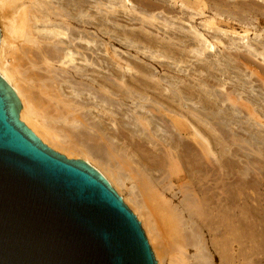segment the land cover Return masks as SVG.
<instances>
[{
    "label": "bare ground",
    "instance_id": "bare-ground-1",
    "mask_svg": "<svg viewBox=\"0 0 264 264\" xmlns=\"http://www.w3.org/2000/svg\"><path fill=\"white\" fill-rule=\"evenodd\" d=\"M224 1L0 0V77L20 104L19 119L49 148L65 154L68 158L78 156L93 166L116 192L126 188V196L122 194L120 196L140 219L145 230L143 232L146 233L144 235L146 239L148 237L147 241L153 242L152 248L158 263L153 252L152 254L157 264H161L164 250L169 246L176 250L181 264H237L236 259L242 250L238 249L239 252L235 253V250L225 243L227 241L230 244L229 240L236 239L235 242L238 244L240 238L237 236L240 235L241 228L244 230V223L247 226L241 217L243 208L239 196L243 192H240L238 160L225 158L220 146L222 139L218 141V147L210 144L214 157L210 156L208 116L189 104L191 97L188 96V92L170 90L169 93L152 91L151 95L148 94L151 96L152 106L147 112L154 115L152 112L154 110L165 117H157L162 123L165 121L163 126L166 124L164 130L168 134L164 139L158 135L159 138L154 136L153 133L150 134L156 138L147 140L135 136L133 132L128 134L123 125L114 120L110 105L122 106L130 101L134 105L136 103L137 107L141 104L137 102L142 100V95H146L148 91L144 89L142 91L140 88L142 80L128 77L127 71L131 69L129 61L114 49L113 43L109 41V31L98 27L96 22L98 18L95 16L97 12L94 10L121 12L119 15L121 18L131 10L137 11L138 19L142 20L143 17H153L150 12L158 10L154 15L162 19L159 22L162 26L167 27V22H173L175 19L178 23L191 22L195 15L204 14V6H210L214 10V16L204 19L202 24L205 27L204 32H211L210 36L220 43L223 37L217 36L219 33L235 34L241 40L246 37V41L240 40L241 44L234 43L238 39L232 37L234 45L244 47L242 52L240 50L238 54L236 53V57L241 59L238 62L249 68L251 73L264 75V65L254 62V58L259 56L264 62V39L250 41L248 29L242 34L220 29L218 25L222 22L216 19L224 13L232 15L231 12L234 10L248 13L263 10L264 15V5H261L263 3L241 0V3L235 4L236 6L232 3L233 6H228ZM177 3L182 7L181 10H177L180 8L178 6L177 9L174 7ZM83 12L89 18L87 21L79 20ZM106 19L107 17L103 21ZM191 27L189 36L193 40L196 39L193 44L201 42L200 51L212 48L213 43L206 42L208 40L206 34L195 29L193 25ZM97 31L107 35L108 39L103 42L101 56L97 54L98 47L93 43ZM135 36L138 37L136 34ZM232 65L239 67L237 64ZM35 69H43L47 78L41 79L40 75L35 73ZM73 81L83 87L72 85ZM64 82L65 84H61ZM79 89L92 91L95 95H92L93 99L96 97L95 102L90 103L85 97L79 96L81 93ZM247 103L248 108L256 109L253 107L254 103L251 101ZM258 114L252 113V118L262 121L263 115ZM150 119L143 116L139 121L145 126L152 124L150 130L156 132L155 122ZM148 143H151V146H147ZM179 181L181 182L175 185V182ZM245 182L243 183L246 185L250 183ZM250 184L253 186L254 183ZM253 210L246 211V214L249 212L253 223L256 225L263 222L264 219L261 221L262 216L259 215V213L262 215V211L258 213ZM230 235L234 237L230 239ZM190 250H194V260L191 262L188 259ZM215 254L218 263L214 261ZM176 258L172 260L175 261Z\"/></svg>",
    "mask_w": 264,
    "mask_h": 264
},
{
    "label": "rangeland",
    "instance_id": "rangeland-1",
    "mask_svg": "<svg viewBox=\"0 0 264 264\" xmlns=\"http://www.w3.org/2000/svg\"><path fill=\"white\" fill-rule=\"evenodd\" d=\"M225 1L227 4L225 3ZM225 1H224L225 5L231 6L232 4L237 5L238 3L244 2L245 0H242V1L241 0H225ZM252 1L254 2L257 1L258 4L263 3L261 5L262 6L264 5L263 0H259V1L252 0ZM177 6L180 7L178 3L174 5L176 9L178 8ZM203 8L205 9L204 14L197 15V16L195 15V18L191 22L184 21V23L183 22L178 23L176 19L173 22L166 20V21H169L167 22L168 24L170 23L169 25L166 24L167 27L162 26L161 23H159L161 22L162 19L154 15V13L158 12V10H155L152 12L148 11L152 13L153 17L148 18V17L142 16L143 19L146 21L142 20V18L138 19L139 14H136L137 11L133 12L131 10L130 12L124 15L125 16L124 18L123 17L121 18L119 17L121 12H115V11L110 12L108 10H99V11L94 10V12H97L96 14L95 13L94 14L98 18L96 20V22L99 25L98 27L100 29L104 28L109 31V35L111 37V38L109 37V41L113 43L114 49L122 53V55H124V58L127 61H129L128 62L129 67L131 69L128 70L129 72L127 71L128 77H130L131 79L135 77L134 79H137L138 81L142 80L140 88L142 89V91L144 90L148 91L146 92V95H142V100L137 99V101L139 100L137 104L141 103V104H138L137 107H135L136 103L134 105V103H131L130 101H128L125 105H122V106L115 104V106L110 105V107L113 110L112 115L114 116L113 117L114 120L116 122H120L123 125L122 127H124V130L128 132V134L130 132H133L135 136H140L141 138L145 140L150 139V138H156L158 136L164 139L165 135L168 134V132L164 130L165 129L164 127L166 126V124L165 126H163L165 121L162 123V121L157 117L159 116L162 118H165V117H163L160 113L155 112L154 110L152 111L153 113H155L154 115H152V113H150L149 111L147 112V109L150 106H152V101H150L151 92L152 91L153 92L163 91L165 93L167 91L169 93L170 90L171 91L174 90L177 92L178 91L188 92L189 94L188 96L191 97L189 104H191V106L194 109L201 111L202 113L208 116V121L210 122L208 138L211 137L208 140L210 141L208 146L210 147V144L211 145L214 144L213 146L218 147L217 143L218 141H220V139H222L220 146L222 148V153L225 156V158L232 159V160H234L235 158L236 161L238 160L237 161V165L239 166L238 171H240L238 172V176L241 182L240 192L241 191L243 192V193L241 192L242 194L240 193L241 195L239 196L240 204L243 208L241 211L242 212L241 217L244 218L245 221H242V222H246L247 226L244 223V227H243L244 230L241 228L239 232L240 235L237 236L238 238H240L238 239L239 241L238 244L235 242L236 239L235 240L231 239L234 237L233 235H230L231 240L228 239L229 236L227 237V240H229V243L230 242L231 243L228 244V242L226 241L225 244L228 245L229 248L231 247L232 249H234L235 253L236 251H238V249L239 251L242 250L241 252L238 251L239 258L237 257L236 259L238 261V262L236 261L237 264H251L252 262L255 264H264V221L260 223H257L258 222L257 221L256 222L257 224L255 225V223H253V220L250 219L251 216L250 214H248L249 212H247L246 214V211L248 209L249 210L254 209L253 212H258V213L259 211L260 212L262 211L261 212L262 215L259 213L260 217L262 216L260 220L262 218L264 219V210H263L264 208V167H262V164L264 163V150H263L264 149V120H263L264 118V81H263L264 78L263 77L264 75L262 74L257 75L255 73H251L249 68H246V66L244 67V65L242 64L240 65V62H238L241 59L236 57V53L238 54L240 50H241L240 52L244 50L243 49L244 47L242 46L243 48L242 47L240 48L238 44L239 42L241 44V41L243 40L246 41L247 40L246 37L241 40V38H237V35L235 34L232 35L231 33H228V34L219 33V35L217 36H221V38L223 37L222 43H220L216 40V38L210 36L211 32L210 33H207L206 31L204 32L205 27L202 25L203 21L204 19H209V17L211 18V16H214V10H212L210 6L208 7L204 6ZM181 9L182 7L178 8L177 10H181ZM234 12L235 10L231 12L233 16L231 14L229 15V13L228 14L224 13L221 17L220 16H217L218 18L216 17V19L222 22L221 24L218 25L220 29H223V30L227 29L229 32L235 31L237 34L238 33L242 34L245 29H248L249 30L248 38L250 41L256 42L257 40L264 39V15L262 14L263 10L262 12L254 11L253 13L241 12V11H236L235 13ZM159 15L161 16V14ZM104 16L107 17L106 21H103V19L105 20ZM101 17L102 19H100ZM245 18L247 19V21ZM88 19L89 18L85 15V12H83L79 16L80 21H87ZM240 19L245 23H243ZM103 22L106 23L104 26L101 25V24H104ZM155 24H157V26L159 27H155L156 26ZM190 24L193 25L195 29H198L200 32H204L206 34V35L204 34L205 37L208 39L206 40V42L213 43L212 48H205V50L200 51L199 48H202L201 47L202 45L199 43L201 42H198V44L197 43L193 44L194 42H196V39L193 40V38L189 36L191 35L190 29H192ZM104 29L103 31H106ZM210 31H212V29ZM213 32H215V30H213ZM96 33H97L96 36L93 38L94 39L93 43L95 47H98L96 51L97 54L101 56L103 54L102 53L103 42L108 41V39H107V35H102L100 31L99 32L97 31ZM135 34L138 37H136ZM131 36L132 37L134 36V38L132 39ZM232 37L234 39L235 38L238 39V40L235 39L236 42H234L238 44L234 45V43L232 42L234 41L232 40L233 39ZM229 38L231 41L229 40ZM190 41L191 42L193 41V42L190 43ZM237 45L239 46V48H237L238 47ZM165 47H168V48L165 49ZM198 49L199 51H197ZM227 54L230 56H228ZM93 55L95 56V54H92V56ZM182 56L185 58H183ZM254 62L258 65H264V62L262 61V58H260V56L254 58ZM232 64L234 65L237 64L239 67L236 68ZM57 65L58 64H56V66ZM117 69H115V72H117ZM35 71H36L35 73L40 75L41 79L45 80L47 78L46 72L43 71V69L42 70L35 69ZM44 77L46 78L44 79ZM84 80L85 79L83 77V82L85 83ZM77 81H79V79H77ZM73 82H72V85L76 87H80V88L83 87L82 85H78L75 82L73 84ZM61 84H65V82ZM160 88L162 89L160 90ZM68 90H72V89H68ZM79 92H81L79 96L85 97L86 98L85 100L89 101L90 103L95 102L96 97L93 99V96L95 95L92 93V91L88 92L87 90L79 89ZM89 96L92 97V99ZM250 101L254 103L253 107L256 109L253 110L252 108H248L246 106V103L247 102L250 103ZM103 104L105 103L103 102ZM139 106H142V107L139 108ZM143 112L145 113L143 114ZM252 113L253 114L259 113L258 115H263L261 119L262 121H258L252 118V115H251ZM143 116H145L146 119L151 118L150 120L155 122V126L157 127L156 132H154L155 130H150L153 127L152 124L149 126L148 125L145 126L140 123L139 120ZM112 125H114L115 127V124L112 123ZM150 133H153L154 136L156 137H154L153 134H150ZM220 134H222L221 136L223 138L220 137ZM147 146H151V143H148ZM212 151L213 150H211V147H210L209 154L210 156L212 155L211 157H214V153ZM66 157L68 158V156ZM69 158H80V157L72 156ZM181 181L175 182V185H178ZM249 181L250 183L252 184L254 183L255 185L253 184V186H251ZM243 182L249 183V185H246ZM258 182L259 184L256 185V183ZM125 189L126 188H124L122 191L120 190L119 192L117 191V193L119 195L122 194L125 197L127 194V191ZM124 203L127 205L129 209L131 208V206L128 203L126 202ZM130 210L133 212L132 209ZM133 214L137 217L136 213L133 212ZM137 219L141 224L140 219L138 217ZM252 223L254 224V226ZM258 225H259V228H258ZM248 228H252V230H247ZM142 229L143 231H145L143 226H142ZM242 230L244 233H242ZM207 239H209L208 236H207ZM253 239L255 240V244H254ZM147 240H148V237H147ZM148 243L155 257V252L152 248L154 247V244L153 242L150 243L149 241ZM168 249H166L167 251L164 250V255L161 258L162 260L160 259L161 260L160 263L161 264H172L174 262L173 264H178V263L181 264V262H179L181 259H179V256H178V253H176V250L170 248V251H169ZM250 251H252L253 255L252 253H250ZM188 255H189L188 259L190 260V262L191 260H194L193 259L194 250H190ZM175 258L176 260L173 261ZM249 258L251 261L249 260ZM155 259L158 263V259L156 257ZM214 261L216 263L219 262L216 254L214 256Z\"/></svg>",
    "mask_w": 264,
    "mask_h": 264
},
{
    "label": "water",
    "instance_id": "water-1",
    "mask_svg": "<svg viewBox=\"0 0 264 264\" xmlns=\"http://www.w3.org/2000/svg\"><path fill=\"white\" fill-rule=\"evenodd\" d=\"M0 77V264H157L104 176L49 148Z\"/></svg>",
    "mask_w": 264,
    "mask_h": 264
}]
</instances>
